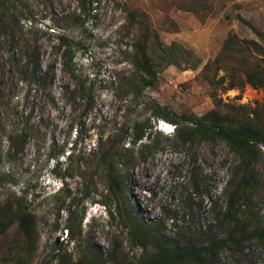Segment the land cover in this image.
<instances>
[{"label": "rangeland", "instance_id": "obj_1", "mask_svg": "<svg viewBox=\"0 0 264 264\" xmlns=\"http://www.w3.org/2000/svg\"><path fill=\"white\" fill-rule=\"evenodd\" d=\"M89 1L80 14L77 0H15L20 17L32 18L31 27L22 20V38L35 42L38 75L47 72L44 89L23 92L0 36V80L14 87L0 110L6 126L0 130V264H59L60 254L63 264H140L152 243H134L126 216L156 229L157 239L218 244L210 264H264V147L242 165L224 141L182 144L173 124L150 116L154 103L177 114L214 109L264 131V0ZM130 9L137 13L132 25ZM61 34L75 48L66 65L57 46ZM228 36L236 42L224 49ZM142 38L155 62L170 42L194 58L188 65L178 57L180 65L160 60L152 85L134 96L121 79L133 71L132 42ZM16 50L24 51L21 43ZM245 73L261 84L248 85ZM19 115L24 142L8 149L3 134L17 127ZM136 120L154 125L156 147L138 153L128 144L130 153L123 139L112 161H101V149ZM74 146L85 154L68 157ZM108 163L121 175L118 194L108 190ZM230 193L232 213L218 219ZM20 210L34 216L29 236L18 227Z\"/></svg>", "mask_w": 264, "mask_h": 264}, {"label": "trees", "instance_id": "obj_2", "mask_svg": "<svg viewBox=\"0 0 264 264\" xmlns=\"http://www.w3.org/2000/svg\"><path fill=\"white\" fill-rule=\"evenodd\" d=\"M78 9L80 14L86 13L90 5L89 0H77ZM127 22L132 25L136 22L137 13L135 9H130L126 12ZM23 19H27L29 27L32 25V18H21L18 6L15 0H0V36L7 41L9 51L5 55L6 64L14 68L18 74L17 79L22 86L23 92L28 91L30 86L34 85L40 89H44L46 85L47 72H42L38 75L40 68L37 62V49L34 41L26 40L23 37ZM157 38V34L154 33ZM57 46L61 49L60 56L64 60V65L71 61L75 48L64 35H60L58 38ZM236 42L232 36L226 37L223 41L224 49L231 47ZM21 43V47H24V51L21 54H17L16 47ZM152 51L149 50L148 40L142 38L141 40H134L131 44V51L128 52L127 59L133 71L127 75L122 76V85L127 92L138 95L143 88L152 85V81L156 76V66L159 61H163L164 64H176L180 65L178 59H183L184 64L188 65L189 59L194 58L193 53L177 44L176 42H170L165 46L164 52L160 56V60H154ZM67 67V66H66ZM71 78L75 80L78 86L82 83L78 80V76L73 70H68ZM244 81L251 87H256L261 84V78L255 74L245 73ZM10 83V82H9ZM230 84L229 86H234ZM13 86L3 85L0 80V110L1 107H6L4 104L3 96L7 93L12 94ZM20 99V98H19ZM150 116L155 120L160 119L173 124L174 136L179 139L182 144H193L197 140H214L220 139L224 141L229 149L240 156L242 165H245L247 161L258 150V146L264 147V131L260 128L254 127L248 123L238 124L228 118L225 114H221L214 109H209L200 115L194 113H175L165 106L154 103L150 108ZM1 119V117H0ZM14 126H8L6 133L3 134V139L6 143V147L12 148L15 145H22L24 142V128L25 122L22 121L19 115L16 118ZM5 125L0 121V130L4 131ZM121 135L116 140L109 141L108 145L100 152V160L103 162L112 161V157L116 155L117 147L122 143L123 139L127 140V145L123 149L128 150L130 153L132 148H128V144L135 145V151L141 153V150L145 148H155L156 137L158 131L155 130L154 125L142 122L139 120L134 121L131 126L126 127L120 133ZM142 140H145L144 142ZM77 154H85L84 152H78L79 150L75 146L70 149L67 156L73 155V152ZM89 152V151H88ZM90 153V152H89ZM1 155V151H0ZM89 155V154H88ZM106 178L108 182V190L113 193L121 192V175L117 169L110 163L106 165ZM62 180V178H61ZM197 180L193 179L192 184L196 188ZM63 186V183L62 185ZM89 193V192H88ZM83 198L87 197L85 194ZM234 193H230L226 200V206L224 211H216V217L219 216L222 219L232 213L233 210ZM17 222L19 229L29 236L34 230V216L32 213L20 210L17 214ZM124 223L128 227L130 236L134 243L145 245L147 242L152 243V248L149 252H144L140 256V264H177L184 258H191L197 260L200 264H210L216 254V248L218 244L209 242L205 246H196L190 239H183L180 242L178 239L164 240L154 236L153 232L156 229L143 223L142 221L133 222L129 217L124 218ZM5 228L4 223L0 220V233ZM66 231L71 228L66 226ZM233 241H238L234 237H230ZM223 244V242H221ZM203 253L207 255L202 256ZM59 264H63L67 261L64 254H60L58 257Z\"/></svg>", "mask_w": 264, "mask_h": 264}]
</instances>
